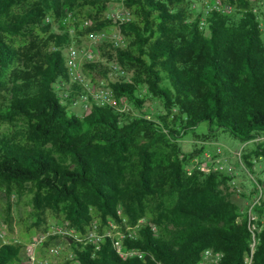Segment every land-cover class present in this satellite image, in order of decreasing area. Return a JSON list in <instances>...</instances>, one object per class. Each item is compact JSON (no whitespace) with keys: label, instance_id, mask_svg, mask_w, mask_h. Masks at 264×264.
I'll return each mask as SVG.
<instances>
[{"label":"trees","instance_id":"16d2710c","mask_svg":"<svg viewBox=\"0 0 264 264\" xmlns=\"http://www.w3.org/2000/svg\"><path fill=\"white\" fill-rule=\"evenodd\" d=\"M107 1L0 0V188L11 195L29 184L31 205L17 216L10 204L0 208L5 237L19 225L23 239L0 235V264H23L26 243L53 222L82 237L96 224L102 234L69 243L66 263L197 264L211 249L222 254L217 264H264V200L255 226L217 173L186 174L179 143L201 123L207 136L264 137L257 14L247 0L200 13L191 0H125L133 17L119 24L106 16ZM117 23L124 44L115 59L134 70L133 82H110L116 105L67 113L54 90L67 79L63 49ZM101 55L112 59L106 46ZM84 67L91 76L107 71L102 62ZM141 82L160 102L153 117L119 106L124 97L141 107ZM253 153L264 157V141ZM117 243L135 253L120 256Z\"/></svg>","mask_w":264,"mask_h":264},{"label":"rangeland","instance_id":"374dc122","mask_svg":"<svg viewBox=\"0 0 264 264\" xmlns=\"http://www.w3.org/2000/svg\"><path fill=\"white\" fill-rule=\"evenodd\" d=\"M191 1L194 4V7L191 6L193 13H200L208 8L207 4H211L215 0ZM247 1L251 9L256 7L260 10L262 8V4L258 0ZM63 54L65 55L64 49ZM111 54L112 59H115V51ZM134 75V70L128 66L127 75L122 80L133 82ZM137 87L139 96L142 99L141 107H136L129 99L124 97H121L118 101L119 106L135 116L149 114L150 117H153L160 110L159 100L149 92L146 83H137ZM90 111L86 110L85 113ZM79 112V107H67V113L69 114ZM260 141H264V137L242 143L228 133L221 131L214 136H207L204 123H201L192 131H188L179 140L181 155L185 158L186 174L191 175L210 170L217 173L221 179L220 188L222 191L239 205L241 211L248 213L255 226H257L256 222L260 221V217L256 212L258 204L253 205V201L257 196H260L259 202L264 200V157L259 159L253 153L256 142ZM247 162L252 165L248 166ZM6 204H10L12 213L16 216L29 213L31 211L29 184L19 188L16 194L11 195L0 188V208L5 207ZM15 229V234L5 237L7 233L0 219V235L6 241L23 240L19 233V225H16ZM36 235L38 234L31 236L29 241ZM51 246L58 248L57 254H49L46 250L48 248L44 246L39 250L41 255H48L49 264H78L74 261L66 263L71 258V248L67 241L57 237L52 240L49 248Z\"/></svg>","mask_w":264,"mask_h":264},{"label":"built area","instance_id":"2783aa9c","mask_svg":"<svg viewBox=\"0 0 264 264\" xmlns=\"http://www.w3.org/2000/svg\"><path fill=\"white\" fill-rule=\"evenodd\" d=\"M125 0H108L106 16L117 22L122 23L129 21L133 15L124 4ZM262 4V8L258 10L256 7L252 11L257 14L259 19V26L264 33V0H258ZM207 3V2H206ZM208 9L218 10H232L230 3H224L221 0H215L211 4H207ZM192 7L194 4L192 3ZM88 25L89 21H84ZM119 24H114L111 27L96 30L89 33L86 38L76 42L72 40L64 48L65 50V64L67 69V79H58L54 83L55 93L60 103L66 105L68 108L79 107L80 112L77 115H83L86 110H91L93 106H102L105 104L116 105L113 89L110 82L117 81L119 78L125 77L127 71L123 68L116 59H107L101 55V48L106 46L110 52H113L116 47H121L124 44V36L121 32ZM109 44V46H107ZM102 62L107 64V71L105 74L95 72L93 76L89 75L84 67L86 63ZM262 159V156H258ZM259 197L253 201V205L260 204ZM119 239H122L125 234L123 232H115ZM52 234L58 235L71 243L74 240L86 243L88 240L98 241L101 239L102 234L98 232L96 224L85 236L77 234L74 227L70 226L67 222H60L52 224L51 228L34 236L25 245V256L23 264H49L48 255H41L39 247L42 242ZM106 235H112L109 231L105 232ZM49 254L54 255L58 253V248L51 246L47 249ZM117 251L120 256L124 257L127 254L135 253L123 249L121 243H117ZM72 253V252H71ZM70 253V257L71 254ZM222 254L207 249L203 252L197 264H217Z\"/></svg>","mask_w":264,"mask_h":264}]
</instances>
